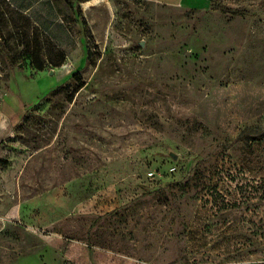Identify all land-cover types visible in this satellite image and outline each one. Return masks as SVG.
<instances>
[{"label": "rangeland", "instance_id": "1", "mask_svg": "<svg viewBox=\"0 0 264 264\" xmlns=\"http://www.w3.org/2000/svg\"><path fill=\"white\" fill-rule=\"evenodd\" d=\"M72 1L0 0V264H264V0Z\"/></svg>", "mask_w": 264, "mask_h": 264}, {"label": "trees", "instance_id": "2", "mask_svg": "<svg viewBox=\"0 0 264 264\" xmlns=\"http://www.w3.org/2000/svg\"><path fill=\"white\" fill-rule=\"evenodd\" d=\"M70 3H72L73 1L72 0H68ZM0 51L3 52V48H2V45L0 44ZM0 162H2V159H0Z\"/></svg>", "mask_w": 264, "mask_h": 264}, {"label": "water", "instance_id": "3", "mask_svg": "<svg viewBox=\"0 0 264 264\" xmlns=\"http://www.w3.org/2000/svg\"><path fill=\"white\" fill-rule=\"evenodd\" d=\"M51 72H53V69H51Z\"/></svg>", "mask_w": 264, "mask_h": 264}]
</instances>
